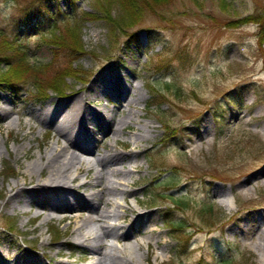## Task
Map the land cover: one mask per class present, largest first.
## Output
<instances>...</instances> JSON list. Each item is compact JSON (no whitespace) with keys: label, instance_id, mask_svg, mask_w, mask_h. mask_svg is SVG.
Returning <instances> with one entry per match:
<instances>
[{"label":"rangeland","instance_id":"rangeland-1","mask_svg":"<svg viewBox=\"0 0 264 264\" xmlns=\"http://www.w3.org/2000/svg\"><path fill=\"white\" fill-rule=\"evenodd\" d=\"M124 1L122 8V3L108 0H0V32L23 45L29 67L40 76L35 86H21L22 94L0 85V106L23 112L21 126L11 128L4 122L16 114L10 113L6 120L0 114V144H6L0 154V248L13 252L32 249L45 263L49 260L44 252L55 257L61 249L64 258L56 259L89 263L90 252L71 239L73 228L67 217L58 219L74 209L56 207L57 213L44 224V212L37 215L35 208L27 207L28 214L22 215L19 207L6 209L3 205L15 192L12 185L22 182L26 166L39 162L40 152L57 139L51 125L37 123L27 112L66 101L70 91H78L85 95L83 106L101 115L122 104L121 100L110 90L102 93L89 88L104 75L116 74L125 86L138 85L143 96L131 108L136 113L133 132L138 133L137 128L144 124L154 131L139 154L136 164L140 171L127 179L125 189L134 196L127 195L126 204L121 200L134 211H127L121 222L122 226L130 223L136 233L132 242L143 241L144 235L139 234L143 221L136 228L138 213L151 214L147 226L160 235L159 246L150 240L156 258L150 253L148 262L141 264H222L228 260L264 264L263 251L255 249L250 227L254 217L264 211V176L253 184H241L264 170L262 28L256 21L242 22L250 16L257 21L262 17L264 0H130V9ZM39 12L47 20L42 21ZM51 15L62 16L70 25L67 31L57 30L55 38H70L67 45L77 43L82 52L74 54L73 74L49 86L56 67L62 64L60 60L47 72L39 71L55 63L58 48L47 34L48 24L54 23ZM134 36L130 42L129 37ZM122 110L128 108H121L116 118L123 116ZM94 135L98 140L90 148L101 154L112 141L109 130L96 127ZM177 138L185 144L191 141L194 152L171 146ZM118 139L131 147L126 136ZM22 146L24 152L17 154L15 150ZM115 149L122 151L118 145ZM79 176V182L84 181ZM88 192L90 189H76L78 196ZM167 209L174 229L163 220ZM23 221L29 223L22 226ZM241 229L249 230L243 234ZM40 245L43 251L38 249ZM147 251L142 243L138 253Z\"/></svg>","mask_w":264,"mask_h":264},{"label":"bare ground","instance_id":"bare-ground-1","mask_svg":"<svg viewBox=\"0 0 264 264\" xmlns=\"http://www.w3.org/2000/svg\"><path fill=\"white\" fill-rule=\"evenodd\" d=\"M105 76L97 83H93L89 91L99 89L102 93L109 90L113 92L122 103H118L114 109H106L99 115L98 111L86 109L83 106L85 95L79 94L78 91H70L71 96L66 101L27 112V115L33 117L37 123L44 126L51 125L54 129V137L57 139L47 147L44 153L40 152L39 162L29 163L26 166L25 172L20 176L22 182H15L12 185L11 191L15 192L9 196L3 206L6 209L19 207V213L22 215L28 214L27 207H33L37 215L41 212L45 213L44 224L53 217L56 207L74 209L73 213L58 219L62 221L64 217H67L73 228L71 235L73 243L85 246L90 252V261L87 264L147 263L150 253L156 258L154 250L150 249V240H155V245L159 246L160 235L147 226L152 220L151 214L138 213L136 228L141 227L140 222L143 221L144 227L139 231L140 235H144L143 241L137 239L132 242L131 238L136 233L131 230L130 223L122 226L121 222L125 220L127 211L131 213L134 211L130 207H125L121 200L126 204L127 195L134 196L132 191L125 189L128 186L127 179L132 173L140 171L139 165L136 164L139 154L143 151V144L150 140V135L154 131L153 127L144 124L137 128L138 133L133 132L132 126L136 113L131 108L143 101L138 85L130 84L127 87L116 74L107 75L106 78ZM49 90L52 93H59V91ZM121 108H128V110H122L123 116L116 118ZM10 113H15L16 118H6ZM0 114L5 116V120L8 119L4 122L7 128L14 125L21 126L23 115L21 110L12 111L4 104L0 106ZM27 124L29 130L33 128L31 123L27 122ZM96 127L108 129L112 140L108 142V147L101 154H95L90 148L98 140V136L94 135ZM204 130L209 131L207 124L204 125ZM119 136H126L131 147L129 148L126 143H120ZM116 145L121 146L122 151L116 150ZM170 145L175 148L188 147L191 154L194 152L191 141L185 144L177 138L176 142ZM5 149L6 144L3 142L2 145L0 144V154ZM23 149L22 146L15 152L22 153ZM125 163L127 166H124ZM81 174L84 181L79 182ZM261 176H264V170H259L245 178L241 184H253L254 180ZM261 181L264 183L263 179ZM74 185L76 187H73ZM97 187L100 189L93 190ZM74 188L90 189V192L82 197L76 194ZM119 196L120 201H118ZM134 201L139 206L136 197ZM78 203L84 207V210H79L78 207L81 206ZM254 218L250 225L254 229L251 238L254 239L255 249L263 251L264 254V211ZM21 223L22 226H26L29 221ZM248 230L241 229V232L244 234ZM22 233L25 234L26 231L23 230ZM106 240H108L107 243ZM142 243L146 244L148 249L146 254L138 253ZM7 249L0 248V264H69L67 261L55 258H64L61 249L56 251L55 257H48L45 252L43 253V257L49 260L48 263L36 257V252L32 249H30L32 252L19 250L13 252ZM38 249L43 251L44 247L40 245ZM70 256L68 254L66 257L70 258Z\"/></svg>","mask_w":264,"mask_h":264},{"label":"trees","instance_id":"trees-1","mask_svg":"<svg viewBox=\"0 0 264 264\" xmlns=\"http://www.w3.org/2000/svg\"><path fill=\"white\" fill-rule=\"evenodd\" d=\"M108 1L114 2V3L118 2L119 4L120 3L123 4L124 0H108ZM159 1H162V0H151V3L152 2L158 3ZM124 2H125L126 7L128 6L127 8L130 9V5H129L130 0H125ZM122 8H124V4ZM130 14H134V13L130 12ZM38 15L42 21L45 19L47 20L45 13L39 12ZM133 16L134 15H130L131 19L140 18L139 16H135L136 18ZM51 17L54 20V23L48 24L49 30L47 31V34L50 36L48 41L55 44L58 48L56 49V56L53 59L55 60L54 61L55 63L48 64L42 67L39 71L47 72L48 69L54 68L59 63L60 60L62 61V64L56 67V70H55L56 72L54 73L55 75L52 76L49 80L50 82L49 86L54 85L64 75L67 76V75L73 74L71 73L70 68H71L72 63L75 61L74 54L82 52V50H77L78 49L77 43H73L72 46H70L69 44L67 45L68 41L72 42L70 38L69 39L67 38V40L62 39L61 36L58 38H55V32L57 30L61 31V29L64 28L67 31L70 28V25L67 24L69 23L67 22V20L62 19V16L58 18L57 16L51 15ZM263 19H264V14L258 21L254 20L253 16H250L249 18L247 17L246 19H244V21H242L243 23L256 21L257 24L261 25L262 32L260 34V39H259L260 47L264 46V20ZM135 38H136L135 36L129 37V41L133 42ZM263 51H264V47H263ZM28 63H29V57L23 45L20 42H17L16 40L9 38L3 32H0V85L7 86L8 89L12 93H16V94L23 93L22 88H20L21 86H27V84H33L35 86L37 82H39L40 76L37 77L32 72V68L29 67ZM39 88L41 89L45 87H39ZM167 211L168 209L165 210L164 212L165 214H164L163 220L168 221V225H171L168 227L171 229H174L173 219H171ZM222 264H236V263H234L232 260L231 261L228 260V261H224Z\"/></svg>","mask_w":264,"mask_h":264}]
</instances>
